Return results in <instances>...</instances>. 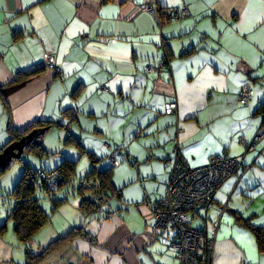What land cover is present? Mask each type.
Here are the masks:
<instances>
[{
    "label": "crops",
    "instance_id": "1",
    "mask_svg": "<svg viewBox=\"0 0 264 264\" xmlns=\"http://www.w3.org/2000/svg\"><path fill=\"white\" fill-rule=\"evenodd\" d=\"M45 52L56 69L45 67ZM245 84L253 94L241 104ZM169 102L177 104L171 114ZM35 121L53 122L40 137L51 156L27 158L31 167L70 159L85 175L92 164L110 167L109 155L131 163V173L118 183L114 166L115 194L101 212L81 210L74 193L51 212L42 197L50 219L21 254L6 226L0 264H24L26 249L38 253L72 230L36 264H176L171 236L154 229L152 213L175 137L190 166L219 154L241 161L198 218L189 213L191 226L214 230L211 264H264L250 228L264 236V0H0V148L9 123L20 130ZM69 135L84 152L65 145ZM21 170L0 176V196Z\"/></svg>",
    "mask_w": 264,
    "mask_h": 264
},
{
    "label": "built area",
    "instance_id": "2",
    "mask_svg": "<svg viewBox=\"0 0 264 264\" xmlns=\"http://www.w3.org/2000/svg\"><path fill=\"white\" fill-rule=\"evenodd\" d=\"M138 9L154 11L149 4H141ZM176 15L172 12L169 18ZM43 62L45 67L56 69V58L52 53L45 52ZM252 94L250 85H243L238 95L239 103L246 104ZM176 108V102H169L165 106V113L171 114ZM253 148L254 142L247 147L248 150ZM172 153L169 181L164 189L163 201L153 209V227L163 234L172 235L170 247L176 264H211L215 244L214 230L204 232L192 227L189 224V213L208 207L223 181L241 167L240 158L219 154L207 164L193 167L183 157L177 137L173 139ZM110 159L114 161L113 157ZM38 176L49 190L55 191L58 188L57 171L42 170Z\"/></svg>",
    "mask_w": 264,
    "mask_h": 264
},
{
    "label": "trees",
    "instance_id": "3",
    "mask_svg": "<svg viewBox=\"0 0 264 264\" xmlns=\"http://www.w3.org/2000/svg\"><path fill=\"white\" fill-rule=\"evenodd\" d=\"M32 73V72H31ZM22 75H29L30 72H23ZM20 75V73H19ZM72 115V114H71ZM53 125V122H43V121H35L32 124L26 126L23 129H15L11 123L7 125V130L9 133L8 141L0 148V151L7 146L13 140L19 139L21 136L27 134L31 129L36 127H45L46 130L49 129ZM61 127L62 125H58ZM42 137V135L40 136ZM40 137L33 139L27 146H25L23 153L32 154L38 158L48 157L50 153H48L41 144ZM74 145L79 152H84L81 144L74 139L71 135H69L65 140V145ZM173 158V157H172ZM13 161H20L22 164L21 173L14 183L13 187L6 194L11 201V209L8 212V218L13 221V231L17 237V239L21 242H25L31 237L35 235V233L47 223L50 219V213L46 212L40 202L42 197H47L51 202L50 211H54L60 204H62L67 197L74 193L80 195V209L89 211V212H101L102 211V200L109 195H113L115 193L111 174L114 168L115 160L112 161L109 158L110 167L104 169H98L92 164L91 168L87 171L84 176L79 177L78 183H74V178L76 177V161L70 159H63L59 165L54 168H39L35 169L31 167L27 162L22 161L20 158H13L9 161L5 168H0V176L3 175L8 169L11 167ZM57 171L59 177L57 178V186L58 188L55 191L49 190L46 187L44 181H42L38 174L40 171ZM170 173V171H169ZM169 181V177L165 186ZM224 182V181H223ZM76 184V185H74ZM68 185V186H67ZM164 186V189H165ZM64 189V195L57 196V193ZM164 189L161 199L153 206L159 207L163 201L164 197ZM86 191L92 192L94 196H96L95 200L86 198L84 193ZM108 192L110 194H108ZM214 198V197H213ZM213 200V199H212ZM201 211V210H200ZM199 211H191L190 213L194 214L193 218H198ZM153 213V211H152ZM190 218V217H189ZM191 218L189 219V224L191 225ZM249 227L251 226L249 223H246ZM6 225L3 224L0 226V232L5 230ZM193 227V226H192ZM197 229L207 231L204 228ZM257 236V242L261 248H264V236L259 232V229L250 227ZM77 231L72 230L66 236L55 239L50 242L49 245L42 248L38 253H32L30 250L26 249V261L24 264H36L42 260L45 254L52 249L53 247L59 245L61 242L65 241L72 235L76 234ZM162 235H167L163 234ZM171 236L172 235L168 234ZM170 240V243H171ZM174 253V252H173Z\"/></svg>",
    "mask_w": 264,
    "mask_h": 264
},
{
    "label": "rangeland",
    "instance_id": "4",
    "mask_svg": "<svg viewBox=\"0 0 264 264\" xmlns=\"http://www.w3.org/2000/svg\"><path fill=\"white\" fill-rule=\"evenodd\" d=\"M49 156H51V154ZM19 158L24 162H26L25 160L27 158H31L33 160L41 159V158H38V157H36L32 154H29V153H22V155ZM44 158H47V157H44ZM44 158H42V159H44ZM119 159H121V156L118 157L117 164H115V163L113 164L115 166V170L118 169L117 172L114 171V172H116V176L118 178V183L121 182L122 178H125L127 176L128 172L131 173L130 172L131 163L127 162L126 160L119 161ZM107 160L109 161V155H107ZM17 164H21L20 161H13V163L11 164V167L8 169V171L9 172L12 171L15 168V166H17ZM119 168H121V169H119ZM77 174L78 175H76V177L74 178V181H75L74 183H76V184L78 183L79 177L84 175L83 173H81L79 171ZM76 184H74V185H76ZM10 209H11V201L8 198V196L3 194L2 196H0V225H3L6 223L7 229H6V231L3 232L5 239H6V241H8L9 244H12L11 246L14 245V249H16L14 251L21 254L24 251L25 244L23 242L18 241L15 234H14L13 221H12V219L8 218V216H7Z\"/></svg>",
    "mask_w": 264,
    "mask_h": 264
},
{
    "label": "water",
    "instance_id": "5",
    "mask_svg": "<svg viewBox=\"0 0 264 264\" xmlns=\"http://www.w3.org/2000/svg\"><path fill=\"white\" fill-rule=\"evenodd\" d=\"M45 127H36L31 129L27 134L21 136L19 139L13 140L0 151V168H5L9 161L13 158H19L25 146H27L33 139L40 137Z\"/></svg>",
    "mask_w": 264,
    "mask_h": 264
}]
</instances>
